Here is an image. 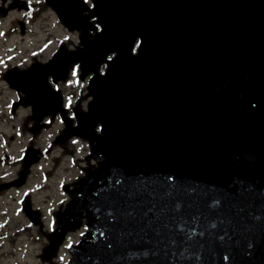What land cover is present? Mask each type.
Wrapping results in <instances>:
<instances>
[{
  "label": "water",
  "instance_id": "obj_1",
  "mask_svg": "<svg viewBox=\"0 0 264 264\" xmlns=\"http://www.w3.org/2000/svg\"><path fill=\"white\" fill-rule=\"evenodd\" d=\"M80 1L53 4L87 29ZM93 1L99 56L83 36L88 59L75 57L94 72V99L63 137L94 138L102 161L60 218V240L83 218L93 231L69 264H264V0ZM60 68L54 59L6 75L38 119L65 117L40 79Z\"/></svg>",
  "mask_w": 264,
  "mask_h": 264
},
{
  "label": "rangeland",
  "instance_id": "obj_2",
  "mask_svg": "<svg viewBox=\"0 0 264 264\" xmlns=\"http://www.w3.org/2000/svg\"><path fill=\"white\" fill-rule=\"evenodd\" d=\"M52 1L18 0L19 5L27 2L29 9L9 10L14 0L5 3L0 0V157L6 156L9 160L7 165L0 164V175L9 182L18 178L26 150L36 147L42 151L39 162L31 167L30 176L23 185L0 191V226L3 225L0 228V264H66L72 257L69 247L76 245L88 232L83 225L69 233L58 255L46 258L50 239L58 226L56 215L63 212L72 199L64 186L79 187L99 161L92 157L91 140L76 136L57 140L65 128L58 114L38 121L31 106L15 104L22 95L3 78L11 68L27 70L33 63L45 64L55 52L67 56L79 45L81 30L69 29L60 21L57 11L48 6ZM84 1L92 7L91 0ZM87 17L90 27L86 35L96 54L101 23L93 9ZM20 21L26 24L24 33L20 31ZM88 81L89 77L82 78L79 63L71 66L65 80L54 83L49 78L51 86L61 92L71 118H74L75 109H88L91 101ZM69 98L71 107H68ZM45 182L49 187L39 190ZM26 201L31 208L39 210V219L32 222L33 225L24 210Z\"/></svg>",
  "mask_w": 264,
  "mask_h": 264
},
{
  "label": "snow or ice",
  "instance_id": "obj_3",
  "mask_svg": "<svg viewBox=\"0 0 264 264\" xmlns=\"http://www.w3.org/2000/svg\"><path fill=\"white\" fill-rule=\"evenodd\" d=\"M109 59H111V57H109ZM73 75H76V73L73 72ZM71 103H72L71 98H69L68 99V107H71Z\"/></svg>",
  "mask_w": 264,
  "mask_h": 264
}]
</instances>
